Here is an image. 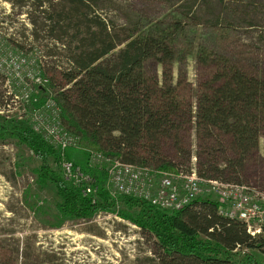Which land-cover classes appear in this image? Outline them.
Listing matches in <instances>:
<instances>
[{"label":"rangeland","instance_id":"rangeland-1","mask_svg":"<svg viewBox=\"0 0 264 264\" xmlns=\"http://www.w3.org/2000/svg\"><path fill=\"white\" fill-rule=\"evenodd\" d=\"M42 2L53 4L57 10L66 9L70 15L53 28L40 23L33 39L31 11L24 7L29 3L0 0V127L6 132L0 138V264H163L165 254L158 240L122 217V213H139L138 207L121 200L124 197H118L113 211L100 212L92 218L62 217L57 209L62 199L56 188L52 184L43 187L37 181L36 170L43 162L11 134L34 130L35 114L46 113L45 104L49 100L57 102L60 94L71 88L64 74L70 69L74 54L92 40L100 39L99 30L90 23L94 15L114 25L118 41L134 35H159L171 24L182 23L183 32L175 35L178 60L171 67V75L174 84L181 79L183 85L186 81L191 85L194 102L200 84L217 69L199 66L200 49L207 51L212 60L222 56L233 66L264 76V0ZM33 8L36 7L32 6L35 12ZM143 73L148 80L154 76L162 83L166 80L157 63L146 64ZM221 144L225 153L217 149L222 156L218 164L224 172H205L206 176L264 190V139L260 138L258 153L244 157L237 155L241 151L230 137ZM159 145L158 154L148 155L142 148L135 151L136 163L155 168L172 163L177 169L189 171L195 158L199 168L196 146L186 161L171 141ZM54 150L48 159L49 166L62 171L59 150ZM81 151L86 150L76 143L67 152V158L68 153L82 158ZM102 153L106 158L121 157L119 150ZM129 153L121 152L124 156ZM228 157L241 161L242 167H229L224 161ZM94 165L106 168L97 162ZM94 165L91 167H98ZM246 252L254 254L252 258L258 264H264V253ZM244 254L247 253L236 256V261L246 259Z\"/></svg>","mask_w":264,"mask_h":264},{"label":"trees","instance_id":"trees-1","mask_svg":"<svg viewBox=\"0 0 264 264\" xmlns=\"http://www.w3.org/2000/svg\"><path fill=\"white\" fill-rule=\"evenodd\" d=\"M26 1L33 39L40 23L53 28L70 15L66 9L57 10L42 0ZM90 23L99 30L100 39L74 54L64 74L71 88L56 101L65 127L86 150L81 151L82 158L68 153V159L97 180L98 194L84 196L81 188L65 180L60 169L49 166L48 159L55 148L43 136L32 129L11 134L43 162L36 170L37 181L43 187L52 184L56 188L62 199L57 207L62 217L92 218L100 212L113 211L117 203L106 189L104 169L89 165L88 150H119L122 159L137 164L135 151L141 148L148 155L158 154L159 144L171 141L178 155L188 161L196 146L198 174L211 179L219 178L206 176L205 172H224L218 164L222 157L218 154L227 137L238 145V156L258 153L260 138L264 139V76L233 66L222 56L212 60L207 51L200 49L199 66L217 69L200 84L194 102L191 85L187 81L183 85L181 79L174 84L171 75V67L178 60L175 35L183 32L182 23L171 24L159 35H134L124 41L116 40L114 25L106 24L101 17L92 16ZM148 63L162 66L167 83L157 76L152 80L145 77L143 69ZM0 129V138H4L5 128ZM125 150L130 153L124 156L121 152ZM225 159L234 170L242 167L241 161ZM158 168L178 170L172 163ZM121 200L139 208L136 215H121L158 240L165 254L163 264H258L252 258L254 254L246 250L264 253V238L255 239L243 223L219 216L217 200L200 198L178 213H166L138 199ZM242 252L247 253V258L237 262L236 256Z\"/></svg>","mask_w":264,"mask_h":264},{"label":"built area","instance_id":"built-area-1","mask_svg":"<svg viewBox=\"0 0 264 264\" xmlns=\"http://www.w3.org/2000/svg\"><path fill=\"white\" fill-rule=\"evenodd\" d=\"M44 108L46 113L39 111L34 116V130L59 150L65 180L81 188L84 196H96L99 191L97 180L67 158V152L78 144V139L65 127L57 102L49 100ZM88 152L90 166L94 162L106 165L105 186L115 200L119 196L129 197L148 202L166 213H178L200 198H214L220 202L219 216L243 223L247 233L255 239L264 238V190L201 177L195 158L189 171H171L129 163L117 156L106 158L102 152Z\"/></svg>","mask_w":264,"mask_h":264}]
</instances>
